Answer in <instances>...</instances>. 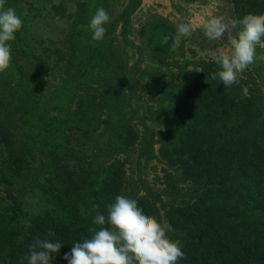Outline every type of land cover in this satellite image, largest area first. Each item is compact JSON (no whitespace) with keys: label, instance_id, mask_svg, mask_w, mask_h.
I'll use <instances>...</instances> for the list:
<instances>
[{"label":"rangeland","instance_id":"1","mask_svg":"<svg viewBox=\"0 0 264 264\" xmlns=\"http://www.w3.org/2000/svg\"><path fill=\"white\" fill-rule=\"evenodd\" d=\"M130 1L5 0L23 26L0 73V124L23 161L17 174L0 177V195L23 221L39 212L44 178L59 168L88 183L121 165L120 195L146 199L161 223L203 195L204 185L162 153L164 91L215 63L227 38L210 41L198 25L211 15L237 19L233 0H140L125 24L119 16ZM98 8L110 20L94 41L89 22ZM189 21L192 35L173 48L177 25ZM227 90L264 115V47ZM127 129L134 132L130 144L123 141ZM171 228L168 238L180 245L186 232Z\"/></svg>","mask_w":264,"mask_h":264},{"label":"trees","instance_id":"2","mask_svg":"<svg viewBox=\"0 0 264 264\" xmlns=\"http://www.w3.org/2000/svg\"><path fill=\"white\" fill-rule=\"evenodd\" d=\"M140 0H131L119 19L128 21ZM237 19L264 14V0H233ZM215 63L184 82L167 86L164 156L181 163L185 173L204 185L202 197L189 209L174 210L166 222L183 229L184 257L177 264H264V115L248 99L236 100L211 73ZM3 104H0V109ZM0 177L22 169V157L10 146L12 134L0 124ZM132 143V129L124 131ZM123 167L112 164L98 181L84 182L68 170L44 178L40 210L23 221L0 195V264H27L36 239L60 242L55 264L75 243L90 237L96 214L107 216V205L120 195ZM138 207L154 217L144 198ZM55 233L49 237V233Z\"/></svg>","mask_w":264,"mask_h":264},{"label":"clouds","instance_id":"3","mask_svg":"<svg viewBox=\"0 0 264 264\" xmlns=\"http://www.w3.org/2000/svg\"><path fill=\"white\" fill-rule=\"evenodd\" d=\"M109 20L104 8H98L92 15L89 29L94 41L103 39L104 25ZM22 26L16 10L5 8V0H0V73L10 66L9 42ZM198 27L210 41L227 38L226 46L213 57L219 70L211 73V79H218L225 87L233 85L238 74L254 63L257 46L264 47V14H247L241 19L211 15ZM193 31L191 21L178 24L172 47L178 48L182 38L191 36ZM93 225L89 228L90 237L75 243L71 252L64 255L69 264H177L184 257L179 242L167 236L171 225L146 213L135 199L116 196L115 202L107 205V216L96 214ZM54 236L55 233H49V237ZM61 247L60 242L52 239H36L26 257L28 264H51Z\"/></svg>","mask_w":264,"mask_h":264}]
</instances>
